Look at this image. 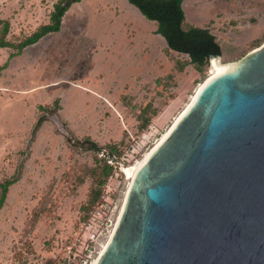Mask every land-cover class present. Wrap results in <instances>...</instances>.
<instances>
[{
    "label": "rangeland",
    "instance_id": "1",
    "mask_svg": "<svg viewBox=\"0 0 264 264\" xmlns=\"http://www.w3.org/2000/svg\"><path fill=\"white\" fill-rule=\"evenodd\" d=\"M56 2L0 0V18L11 24L7 40L17 43L48 23ZM183 6L186 23L217 36L224 63L264 43V0ZM156 29L128 0H81L60 32L20 56L9 60L15 50L0 48V182L21 173L0 211V264H94L99 257L110 237L93 241L91 212L104 203L103 220L119 218L129 188L120 166L157 144L211 72L210 63L199 73ZM56 99L61 109L32 136L39 106ZM69 129L107 150L116 146L112 174L105 175L103 154L67 144ZM94 189L100 196L91 202Z\"/></svg>",
    "mask_w": 264,
    "mask_h": 264
},
{
    "label": "water",
    "instance_id": "2",
    "mask_svg": "<svg viewBox=\"0 0 264 264\" xmlns=\"http://www.w3.org/2000/svg\"><path fill=\"white\" fill-rule=\"evenodd\" d=\"M226 64L134 173L95 264H264V43Z\"/></svg>",
    "mask_w": 264,
    "mask_h": 264
},
{
    "label": "trees",
    "instance_id": "3",
    "mask_svg": "<svg viewBox=\"0 0 264 264\" xmlns=\"http://www.w3.org/2000/svg\"><path fill=\"white\" fill-rule=\"evenodd\" d=\"M79 2L81 0H57L50 13L49 22L40 25L30 35L17 43L7 40L11 28L10 21L0 18V48H12L15 50L10 54L9 60L21 55L27 47L37 44L48 34L60 32L64 16L73 4ZM128 2L135 6L146 19L155 22L157 24L155 33L165 39L170 50L187 54L190 59L188 64L193 65L199 73H202L210 64L213 56L222 55V47L217 36L212 33L209 27H197L186 23V12L183 6L184 0H128ZM8 65L9 61L3 66L4 69ZM178 68L180 71H183L184 66L178 64ZM60 109L59 99H56L51 106H39L41 115L34 126L32 136H35L47 121V115L56 114ZM149 122V118L144 119L141 128L144 129ZM67 131L68 135L65 138L70 147L76 150L103 154L104 159L102 160L105 162L104 170L106 177L113 173L115 167L111 166L107 160L108 158H115L118 161V156L115 153L117 151L116 146L107 150L89 136L79 138L70 129ZM17 173L13 177L0 182V211L6 203L9 188L20 180V170ZM102 184L103 182H100L99 186H102ZM99 196L100 190H92L90 201L95 202Z\"/></svg>",
    "mask_w": 264,
    "mask_h": 264
},
{
    "label": "built area",
    "instance_id": "4",
    "mask_svg": "<svg viewBox=\"0 0 264 264\" xmlns=\"http://www.w3.org/2000/svg\"><path fill=\"white\" fill-rule=\"evenodd\" d=\"M107 161L111 166H114L115 168L117 167V164H119V162L115 158H108ZM119 169L125 175L124 167L120 166ZM125 177H126V175H125ZM103 208H105L104 203H101L100 206L98 205L97 207H95L94 210L91 212V218L89 219V222H88V224H89L88 228H92L93 226L97 227L95 230V233L92 236L93 241H95L96 243H99V240H105L106 241L108 239V237L111 236L112 232L115 229L117 221H118V218H117L116 221L114 222L115 219H114L113 214H111L110 218L103 220V215H102V212H103L102 209ZM95 238H96V240H95ZM102 245L103 244H101V246Z\"/></svg>",
    "mask_w": 264,
    "mask_h": 264
},
{
    "label": "bare ground",
    "instance_id": "5",
    "mask_svg": "<svg viewBox=\"0 0 264 264\" xmlns=\"http://www.w3.org/2000/svg\"><path fill=\"white\" fill-rule=\"evenodd\" d=\"M185 6H186V4H185ZM184 6V7H185ZM186 8V7H185ZM66 18V17H65ZM210 63H211V68H210V70H211V72H210V75H209V77H208V79L204 82V83H202L198 88H197V90H196V92H195V94H194V96L192 97V99L190 100V102L188 103V105L186 106V108L189 106V104L195 99V97L197 96V94H198V92L202 89V87L206 84V82L208 81V80H210L211 78H213V77H215V76H217V75H219L220 73H222V72H224L225 70H227V68H228V66H227V64L226 63H220L217 59H215V58H212L211 59V61H210ZM185 108V109H186ZM184 109V110H185ZM184 110L179 114V116L175 119V121H174V123L169 127V129L167 130V132L163 135V137L157 142V144L139 161V162H137L136 164H134V165H131V166H129V167H127V168H125L124 169V173H125V175H126V177H127V180H129V186L131 185V183H132V180H133V178H134V173L136 172V170L138 169V167L147 159V157L149 156V154L152 152V150L167 136V134L169 133V131L171 130V128L173 127V125L175 124V122L177 121V119L180 117V115L184 112ZM112 234H113V232H112ZM112 234H111V236H112ZM111 236H110V238H111ZM110 239H108L107 241H106V243L103 245V248H102V251H103V249L105 248V246L107 245V243H108V241H109ZM102 251H101V253H102ZM101 253H100V255H101ZM99 258V257H98ZM98 258L95 260V262H94V264L97 262V260H98Z\"/></svg>",
    "mask_w": 264,
    "mask_h": 264
},
{
    "label": "crops",
    "instance_id": "6",
    "mask_svg": "<svg viewBox=\"0 0 264 264\" xmlns=\"http://www.w3.org/2000/svg\"><path fill=\"white\" fill-rule=\"evenodd\" d=\"M71 8H72V7H71ZM66 14H67V13H66ZM63 20H64V18H63ZM62 26H63V25H62ZM41 40H43V39H41ZM41 40H40V41H41ZM40 41H39V42H40ZM39 42H38V43H39ZM38 43H37V44H38ZM34 45H36V44H34ZM34 45H32V46H34ZM29 47H31V46H29ZM29 47H27V48H29ZM27 48H26V49H27ZM26 49H25V50H26ZM25 50H24V51H25ZM24 51H23V52H24ZM19 56H20V55H19ZM15 58H16V57H15Z\"/></svg>",
    "mask_w": 264,
    "mask_h": 264
}]
</instances>
